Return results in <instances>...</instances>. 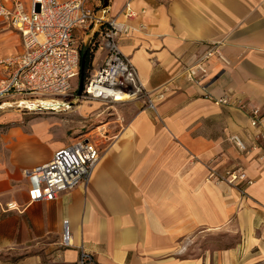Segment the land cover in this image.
<instances>
[{
  "label": "crops",
  "instance_id": "obj_1",
  "mask_svg": "<svg viewBox=\"0 0 264 264\" xmlns=\"http://www.w3.org/2000/svg\"><path fill=\"white\" fill-rule=\"evenodd\" d=\"M124 1L109 0L103 18L120 20ZM129 6L135 16L118 49L143 90L162 99L153 111L135 101L125 130L98 149L86 185L53 201L31 200L22 171L68 145L18 130L0 135V264H73L80 248L93 264H264V144L255 139L258 149L244 155L228 141L237 135L250 146L264 133V0ZM218 41L222 59L205 63L201 87L189 84L181 70ZM0 48V58L11 56ZM223 97L227 105L216 102ZM250 109L259 113L256 130ZM231 168L250 183L241 189L207 176ZM63 223L69 248L59 246Z\"/></svg>",
  "mask_w": 264,
  "mask_h": 264
},
{
  "label": "built area",
  "instance_id": "obj_2",
  "mask_svg": "<svg viewBox=\"0 0 264 264\" xmlns=\"http://www.w3.org/2000/svg\"><path fill=\"white\" fill-rule=\"evenodd\" d=\"M125 0L121 19L98 18L101 0H0V20L19 37L20 52L0 58V106L16 102L51 99L66 101L72 96L70 80L78 78L81 49L73 39V33L82 34L93 28L95 39L89 41L88 50L103 54L100 65L83 85L80 98L96 101H111L114 94L125 97V101L143 103L146 110L153 111L154 103L162 99L160 93L149 95L138 81L135 68L118 49L117 41L127 36L131 29L128 21L135 14ZM220 41L206 45L191 66L181 70L185 80L196 87L209 75L205 63L212 57L222 59ZM194 72V74H193ZM230 99H217L227 105ZM113 102V101H111ZM240 109L245 107L240 105ZM251 129H258L260 117L257 109L246 113ZM250 146L237 135H230L236 150L246 155L258 149L256 140L264 144V133L251 136ZM264 160V153H260ZM99 160L98 148L87 138L76 139L68 146L56 151L47 163L24 169L22 175L29 183V196L34 201H53L57 195L70 191L78 184L86 185ZM208 178L227 184L236 183L242 189L250 183L240 171L216 173L208 170ZM8 203L5 209H14ZM59 246H72L69 232L63 223ZM73 264H93L90 256L79 250Z\"/></svg>",
  "mask_w": 264,
  "mask_h": 264
},
{
  "label": "rangeland",
  "instance_id": "obj_3",
  "mask_svg": "<svg viewBox=\"0 0 264 264\" xmlns=\"http://www.w3.org/2000/svg\"><path fill=\"white\" fill-rule=\"evenodd\" d=\"M109 19V18H108ZM92 29L84 32L81 30L73 33V39L82 52L88 45V38ZM95 34L93 35V40ZM0 45H7L9 54L13 55L19 51L17 34L3 23H0ZM3 49L0 48V52ZM93 66L86 72L83 85L87 82L93 71L96 70L97 61L102 60L103 54L96 51ZM72 96L62 101L73 102L72 107L54 113L53 111L8 109L0 111V135L11 130H18L25 134L34 135L36 139L44 140L51 146L61 147L71 144L76 139L87 138L94 142L99 150L117 135L121 134L128 125L134 113L132 104L129 102L96 101L88 98L75 99L77 78L70 80ZM2 107V106H1ZM136 111V110H135ZM237 168H231L234 171Z\"/></svg>",
  "mask_w": 264,
  "mask_h": 264
},
{
  "label": "bare ground",
  "instance_id": "obj_4",
  "mask_svg": "<svg viewBox=\"0 0 264 264\" xmlns=\"http://www.w3.org/2000/svg\"><path fill=\"white\" fill-rule=\"evenodd\" d=\"M105 12V11H104ZM98 13V18L100 20L104 19L103 18V13ZM114 97L111 101L113 102H122L125 101L124 96H120L119 94H114ZM10 105L7 106H2L0 107V110H7V108ZM14 107H20V108H26L28 110H34L35 108L39 107L42 110H48V111H53L54 113H57L58 111H62L64 109L68 108V105L62 101L58 100H51V99H43V100H38V101H25V102H16L14 105H11ZM70 108V107H69Z\"/></svg>",
  "mask_w": 264,
  "mask_h": 264
},
{
  "label": "water",
  "instance_id": "obj_5",
  "mask_svg": "<svg viewBox=\"0 0 264 264\" xmlns=\"http://www.w3.org/2000/svg\"><path fill=\"white\" fill-rule=\"evenodd\" d=\"M108 7H109V0H101L100 7H99L100 12L101 11H105L104 13H106V11L108 10ZM94 34H95V32L92 31L91 32L90 41L92 40ZM88 46H89V44L87 45V47L80 54V63H79L80 73H81V70H82V67H83V63H84L85 51L88 49ZM82 90H83V76H82V74H80L78 76V78H77V87H76V90H75V99L76 100L80 98V96L82 94ZM14 104L15 103H12V104H4V105H1V106L10 105L7 108V110L8 109H13V108L14 109H26V108H20V107L11 106V105H14ZM66 104L68 105V107H72L73 106V102H67ZM34 110H40V111H42V109L39 108V107L35 108ZM0 111H6V110H0ZM44 111H48V110H44Z\"/></svg>",
  "mask_w": 264,
  "mask_h": 264
},
{
  "label": "trees",
  "instance_id": "obj_6",
  "mask_svg": "<svg viewBox=\"0 0 264 264\" xmlns=\"http://www.w3.org/2000/svg\"><path fill=\"white\" fill-rule=\"evenodd\" d=\"M92 58H93V52H92V51H89V50L87 49V50L85 51L84 63H83V67H82L81 73H80V70H79V73H78V76H79L80 74H82L83 79L86 78V72H87V70L90 68Z\"/></svg>",
  "mask_w": 264,
  "mask_h": 264
}]
</instances>
